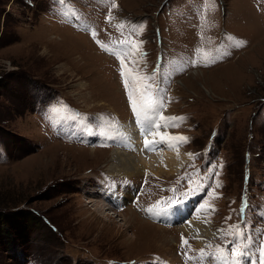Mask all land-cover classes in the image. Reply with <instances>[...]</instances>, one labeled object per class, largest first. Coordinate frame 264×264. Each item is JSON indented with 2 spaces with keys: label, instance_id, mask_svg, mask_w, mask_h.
<instances>
[{
  "label": "rangeland",
  "instance_id": "rangeland-1",
  "mask_svg": "<svg viewBox=\"0 0 264 264\" xmlns=\"http://www.w3.org/2000/svg\"><path fill=\"white\" fill-rule=\"evenodd\" d=\"M32 2L0 0V264H220L218 249L231 261L250 240L259 264L264 0ZM145 84L162 117L180 120L167 134L184 135L176 147L192 159L178 174L131 177L134 208L96 209L92 191L113 181L106 125L135 115L128 91L138 99ZM184 193L216 231L211 255L147 211Z\"/></svg>",
  "mask_w": 264,
  "mask_h": 264
},
{
  "label": "bare ground",
  "instance_id": "bare-ground-1",
  "mask_svg": "<svg viewBox=\"0 0 264 264\" xmlns=\"http://www.w3.org/2000/svg\"><path fill=\"white\" fill-rule=\"evenodd\" d=\"M164 110L167 109L165 108ZM132 120L134 119H128L127 122L115 123L116 125L113 124L114 126L110 128L113 134L124 143L126 149H122L117 144L113 145L114 147L111 150L112 153L110 152L111 163L107 166L109 173L133 177L141 175V173L145 171H149L153 174L163 176L176 172L180 169L179 167L186 162L187 157L190 159V155L184 154L182 150L176 147L181 142L174 139H168L162 144L155 145L151 148H145V140L154 141L160 140L161 136L167 138L170 137L164 127L158 129L156 127L157 125L154 123V126L151 129L142 130L141 125L138 124L136 120ZM171 129H174V127ZM172 134L171 137H183L181 135ZM169 144L173 146L170 147ZM180 147H182V143L180 144ZM85 152H89L90 156L98 155V152L94 150H85L84 153ZM100 185L92 192L95 195L101 193V199L96 200L90 197L88 202L96 209H110L109 205L104 201L105 198L109 197L108 191L107 189L101 191ZM121 198L122 200L127 201V193L124 195L122 194ZM173 206H175V204ZM190 210V208H187L186 202L183 201L180 206L175 207L174 211H171L168 214L155 216V218L161 222H173L178 224L180 230L187 234L194 235L196 242L199 244H204V242L207 243V241L210 238H214V235L216 234L214 227L204 216L201 218L191 217ZM121 217L123 220H127V216L123 215ZM200 240L202 242H199ZM220 264H223V262Z\"/></svg>",
  "mask_w": 264,
  "mask_h": 264
},
{
  "label": "snow or ice",
  "instance_id": "snow-or-ice-1",
  "mask_svg": "<svg viewBox=\"0 0 264 264\" xmlns=\"http://www.w3.org/2000/svg\"><path fill=\"white\" fill-rule=\"evenodd\" d=\"M100 46L102 48H105V46L102 44ZM195 63L196 62L193 61V64H195ZM121 64H122L121 76L124 77L125 73L123 71V61H121ZM128 87H129L128 82H127V80H125L126 90L128 89ZM151 87L152 86L150 84H145L144 89L141 92L138 99L133 98L134 92H135L134 87L132 90L128 91V99H129V102L131 104L132 111L137 118V123L141 125L142 130H148L154 126L156 113L159 111V109L161 107L159 100L152 99V98L147 96L146 93H147L148 89H150ZM155 91L157 93H161L163 91V89H161L159 86H157ZM160 119H161V121H163V120L171 121V120H174L175 118H173V117H161ZM168 139H174V140L179 141V142H186V138L180 137V136L171 137V138L161 136L160 140H154V141L145 140V142H144L145 148H151L155 145L162 144V143L166 142V140H168ZM169 146L171 147L173 145L169 144ZM184 195L188 196V195H190V193H184ZM182 203H183V201L177 200L175 202V206H172L171 204H169L168 208L155 209V210L153 208H149L147 211L153 216H160L161 214H168L171 211H174L175 207L180 206ZM243 211H244V209L242 208L241 209V215H243ZM234 235L237 238H239L241 236V233L236 232V233H234ZM182 243H183V238H182ZM253 249H254V244L250 240L249 244H247V245L241 243L238 247L234 246L232 248V260L231 261H227L226 258L220 253L219 249L217 250L216 258L218 261L223 262V264H256V261H255L256 252ZM258 254H259V264H264V242L260 243Z\"/></svg>",
  "mask_w": 264,
  "mask_h": 264
}]
</instances>
